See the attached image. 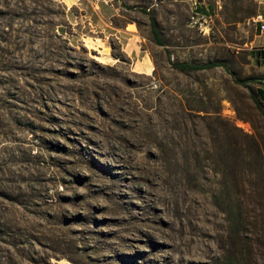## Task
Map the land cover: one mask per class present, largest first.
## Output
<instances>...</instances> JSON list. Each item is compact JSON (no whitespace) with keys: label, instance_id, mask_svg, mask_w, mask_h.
Listing matches in <instances>:
<instances>
[{"label":"rangeland","instance_id":"374dc122","mask_svg":"<svg viewBox=\"0 0 264 264\" xmlns=\"http://www.w3.org/2000/svg\"><path fill=\"white\" fill-rule=\"evenodd\" d=\"M73 2L0 0V264H264L258 0Z\"/></svg>","mask_w":264,"mask_h":264},{"label":"crops","instance_id":"0c3cea01","mask_svg":"<svg viewBox=\"0 0 264 264\" xmlns=\"http://www.w3.org/2000/svg\"><path fill=\"white\" fill-rule=\"evenodd\" d=\"M75 2H76V0H74L73 3H75ZM102 4H104V3H102ZM105 9L107 10V12L111 11L109 6H106ZM200 10L205 12L207 15L211 16V19H212L213 14H212V12L208 6H206V8H204L202 5H200ZM91 13L95 16V19H97V21L101 20V21H104L105 23H107L105 21L104 17L102 15H100L98 12H96L95 10H92ZM111 14H113V13H111ZM262 19H264V0H258V2H257V13L254 16L255 34H254V37L252 39V47H255L256 49L261 50L260 54H261V57L263 59L262 63L260 64V68H259L260 72H261L260 78H259V81H260L259 88L261 90L260 97H261V100L264 104V30H261V28H260ZM107 24H109V22ZM109 30H110L109 31L110 35H117L119 38L124 39L123 49L129 55L134 54V56L138 58L137 59L138 62L143 60V58L145 56L142 55V58H141V52L138 49L139 48V43H138V39H137L138 34L134 30L129 28L128 23L123 27V29L121 31L111 30V29H109Z\"/></svg>","mask_w":264,"mask_h":264},{"label":"trees","instance_id":"16d2710c","mask_svg":"<svg viewBox=\"0 0 264 264\" xmlns=\"http://www.w3.org/2000/svg\"><path fill=\"white\" fill-rule=\"evenodd\" d=\"M150 18L152 24V31L156 39L159 40L160 28L158 25V21L156 17L152 14H150ZM159 41L160 43H163L161 39ZM258 51L260 54L261 50L258 49ZM172 63L182 71L210 69L218 65L226 66L225 62L222 60H210L207 62L173 61ZM260 95H261V90L260 88H258L255 94V98L258 106L261 108L262 112L264 113V104L261 100ZM257 177H258V181L256 180L257 182L251 185L250 190L253 193V200L255 202V205L260 210L261 213L260 217L263 219L264 222V164L262 161L257 171ZM224 264H241V263L237 260V258L229 256Z\"/></svg>","mask_w":264,"mask_h":264},{"label":"built area","instance_id":"2783aa9c","mask_svg":"<svg viewBox=\"0 0 264 264\" xmlns=\"http://www.w3.org/2000/svg\"><path fill=\"white\" fill-rule=\"evenodd\" d=\"M92 3L99 8V5L102 3H111L114 4L116 0H91ZM121 1V0H117ZM190 2V23L198 28L202 32H207L209 30V21L211 16L207 15L205 12L200 10L199 0H189ZM261 30H264V19H262Z\"/></svg>","mask_w":264,"mask_h":264}]
</instances>
